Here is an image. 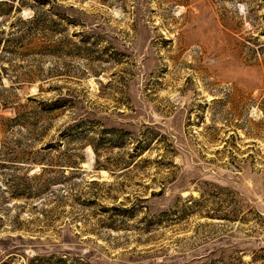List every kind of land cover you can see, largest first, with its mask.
Returning <instances> with one entry per match:
<instances>
[{"label":"rangeland","instance_id":"374dc122","mask_svg":"<svg viewBox=\"0 0 264 264\" xmlns=\"http://www.w3.org/2000/svg\"><path fill=\"white\" fill-rule=\"evenodd\" d=\"M0 264H264V0H0Z\"/></svg>","mask_w":264,"mask_h":264}]
</instances>
